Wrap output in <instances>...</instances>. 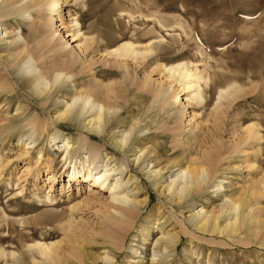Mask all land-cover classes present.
I'll return each mask as SVG.
<instances>
[{
  "label": "rangeland",
  "instance_id": "374dc122",
  "mask_svg": "<svg viewBox=\"0 0 264 264\" xmlns=\"http://www.w3.org/2000/svg\"><path fill=\"white\" fill-rule=\"evenodd\" d=\"M53 1L0 0V264H264V0H59L57 12ZM125 40L139 50L150 46L151 55L118 67L119 59L107 53ZM29 56L49 83L54 71L73 78L63 75L40 94L26 71ZM180 62L210 77L201 84V102L182 92L166 102L181 85L160 67ZM96 83L121 94L125 110L110 111L116 126H102L101 137L93 132L111 150L102 146L98 160L122 162L123 175L113 179L122 180L129 198L144 202L137 219L111 231L107 209L83 204L93 188L68 181L73 165L87 160L78 137L92 133L86 124L93 114L56 115ZM228 88L219 98V89ZM34 117L42 133L28 152L19 140ZM251 125L261 140L242 143ZM57 131L72 141L66 163L50 146ZM137 156L144 159L136 162ZM152 164L163 169L161 178L149 176ZM201 165L206 182L176 204L169 181L181 168ZM219 180L223 187L215 191ZM230 200L241 202L240 209ZM200 208L205 228L202 214L193 216ZM234 220L236 230H227ZM162 234L173 236L170 246L157 242ZM35 241L58 245L59 261L40 256L31 247Z\"/></svg>",
  "mask_w": 264,
  "mask_h": 264
},
{
  "label": "bare ground",
  "instance_id": "6f19581e",
  "mask_svg": "<svg viewBox=\"0 0 264 264\" xmlns=\"http://www.w3.org/2000/svg\"><path fill=\"white\" fill-rule=\"evenodd\" d=\"M52 6H54L52 11H54V10L56 12L59 11L58 9H60L59 7H61V6H59V0H54L52 2ZM55 14L59 16V14H57V13H55ZM60 15H61V13H60ZM158 23L160 24V26H163L161 21L158 20ZM178 25H180V24H178ZM71 26H73L72 30L75 31L77 33V35H80V32H81L80 22L78 20H74V21H72ZM72 37H74V35H72ZM74 40L75 39H73V41ZM16 45L17 44H15V46ZM143 49L144 50H139V49H137L136 44H134L131 41L125 40L123 43H121L117 47L112 48L107 54L114 55L115 57H117L119 59L117 61L119 63V65H117L118 67L119 66L123 67V66L127 65V68H128V65H129L128 59L129 58L132 57L135 59L137 56L145 57V55H148L150 52H152V51H150V49H151L150 46L145 45L143 47ZM149 55H151V54H149ZM114 56H113V58H115ZM32 61H33L32 57L29 56L28 59L26 60V63H25L27 65L26 71L31 75L30 77H31V80L33 81L35 87H39V89L41 90L40 94L44 93L47 89H50L51 85H53L57 81L60 82V80H61L60 78H62L63 75L66 76L65 77L66 79L73 78L71 75H66L62 72L54 71V76H53L54 78L49 83V81L46 80L47 77H45L44 74H42L39 70L37 71V69L33 66ZM16 67H17V65H16ZM157 67L159 68V66H157ZM160 68L163 71L165 70V71L169 72L170 74L168 76L175 77L176 79H179V82L181 85V88L177 92L173 91L167 96L166 102L170 101V99H173V100L177 99L179 93H181V92H182V94L185 95L187 101L195 99L198 102H201L204 99L202 96V92H203L202 90L203 89H202L201 84L203 83L204 85H207L210 77L209 76L204 77L205 72L199 70L197 66H195L193 69L192 68L189 69L187 63L185 64V63L180 62V63H177L175 65H169V66L162 65ZM203 70H205V69H203ZM96 72H98V71H96ZM96 72L94 71V73H96ZM94 76H95V74H93V77ZM63 78H64V76H63ZM73 80H75V79H72V81ZM229 88L227 90L219 89V98L225 97L226 92L230 93L231 91H228ZM122 94H124V93H122ZM121 96H122L121 94L112 90L111 86H109V85L103 86L101 83H96L95 85H93L92 88H90L86 91H77L73 96H71L72 102L71 103H68V102L65 103L66 107H65L64 111H60V112H58V114H56L58 119L65 118L67 116L66 114L70 113V112L72 113V111L74 109H77V111L80 114L81 113L85 114L88 111L92 112V114H93V117L86 124L87 131H89V132L92 131V133L81 134L78 137V141L81 142L80 147H81V149L84 150V157L87 160H82V161L78 160V165L77 166L75 164L73 165V168L71 169L70 173L68 174V181L71 182V181L81 180L82 182H87V188L89 190L91 189V187L93 189L96 188L95 190L91 189L92 194L91 193L88 194L91 196L88 197L87 200L84 197V199L86 201L83 202V204H85L86 206L99 205V206L104 207V210L107 209L110 212V215L107 218L108 222H106V224H105V226L109 229V231L114 230L115 227H117V226L123 227V225H127L129 223H132L133 222L132 220L134 218L137 219L136 216L139 213L138 208L142 207L141 205L144 203L141 200H136L135 198L134 199L129 198V196L127 195L128 191L126 193H123V190L120 189L121 187H123V185L121 184L122 180L117 181V180L113 179L117 175H119V178H121V175H123L124 172L118 170V164L122 163V162L115 161V159L112 161H109L106 158L107 160L105 161V163H100L98 159H99V152H100L101 147L104 146L103 148H105L106 151H111V150L107 146L100 145L95 140H93V134H94L93 132H95L98 136L100 133H102L101 130L104 126L108 125L111 128L116 126V122H115L116 120L115 119H114L115 121L113 120V118H116V117H114V116L112 117L111 115L108 116V114L110 113V111L112 112L111 114H116V112L118 111L119 116L124 113V111H125L124 107L119 106L120 102H121L120 99L122 98ZM76 104H77V108H75ZM75 112H76V110H75ZM35 120H36V117L31 118L28 121V123H26L28 133L26 134L25 137H21V139L19 140L20 144H22V146H23V149H25L28 152H30V149H33L36 146L37 136L39 135L38 132L41 131L40 133H42V130L38 127L39 121L36 123V125H32L33 121H35ZM88 125L90 126L89 128L87 127ZM257 128L255 126H252V125L249 126L246 129V134H245L244 139L242 140V143H245L246 141H255V140L260 142L261 136L259 135ZM43 132H45V131H43ZM164 135H165L164 137L167 136L166 134H164ZM125 136H127V135H125ZM99 137H101V135H99ZM145 138L146 137H143L142 139H145ZM71 142L72 141H71L69 136L62 137L59 139V132L58 131L51 137V140H50L51 145L50 146L52 148H54V150H59L62 152L61 161H63L64 163L69 161L71 158V149L73 147V145L70 144ZM121 145L122 146L125 145L124 140L120 143V146ZM141 150L142 149H139V152H141ZM256 153H257V150H256ZM142 154H144V153H142ZM44 155L45 154H44L43 149L38 151V158L36 159V161H39V163H42L41 160H43ZM144 156L142 158L140 156H137L133 160L134 161L136 160V162H138L140 160V158L144 159ZM49 158H48L49 162L46 166H48V168L49 167L51 168L53 166L55 160H54V157H49ZM88 158H90V159L88 160ZM141 161H143V160H141ZM75 163H76V161H75ZM202 163H203V161H202ZM153 165L154 164L150 165V167L148 169L149 176L153 177V178H157V179L161 178V172L163 171V169L162 168H154ZM210 165L213 166L214 163L210 162ZM190 166H187V168H181V170L176 174L175 178L172 179L171 181H169V183L166 187L168 193H170V195L172 197L171 199L176 201V204H178L180 199L183 198L184 196H186V195L188 196L192 193H195L196 191H199L198 188H200L201 182H203V183L206 182V176L208 174L206 167H203L202 165H201V167H190ZM208 166H209V164H208ZM139 169H141V166H139ZM222 182H223L222 180H219L218 183H216L215 191H219L223 187ZM194 183H196V185ZM89 190L87 191V193L89 192ZM85 191H86V189H85ZM104 192L108 193L106 199H103L102 195H101ZM47 198L50 202H53V199L51 197L48 196ZM235 200H237V199H235ZM230 202H231V207L233 208L234 211H236L237 209H240L239 207L241 206V202H236L234 200H230ZM129 203H131L132 207H131V205H129ZM75 206H77V205H74L73 209ZM246 206H248V204ZM203 212H204V214H203ZM201 214H202V217H201L202 219H200V220L202 221V223L200 224V226L202 228L203 227L205 228V226L208 223L207 222L208 220L205 218V217H207V214L205 213V211H203L202 208H200L194 212L193 216L197 217V216H200ZM235 215H237V214H235ZM235 218H236V216H235ZM237 218H238V215H237ZM197 219H198V217H197ZM194 220H195V218H194ZM196 220L194 221V223H195L194 225L198 226L200 223V220H199V223H198V221L196 222ZM235 220H234V222H231L230 224H228L227 230H229V228L232 230V232H233V230H236V228H234L235 223H236ZM216 226H217L216 222L213 221V229L214 230L217 228ZM147 230H148V227L147 226L144 227V231L146 233H147ZM171 237L173 238V236H171V234H166V235L162 234V237H161L162 240L161 241L158 240L157 242H161L163 245H165V247H168L171 245V243H173V241H171ZM35 242L36 243L31 247L36 249L40 256H42L46 260H53L54 257H56L57 260L59 261V254L57 251L58 245L53 244V243L52 244H45L44 242H41V241H35ZM161 243H160V245H161ZM110 259L112 260V257L109 256L107 258V261L108 260L110 261ZM51 263H53V262H51Z\"/></svg>",
  "mask_w": 264,
  "mask_h": 264
}]
</instances>
